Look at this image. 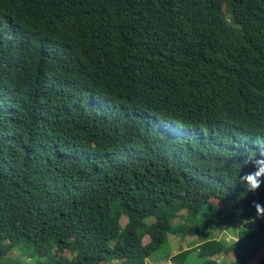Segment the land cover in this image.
<instances>
[{
  "label": "trees",
  "instance_id": "16d2710c",
  "mask_svg": "<svg viewBox=\"0 0 264 264\" xmlns=\"http://www.w3.org/2000/svg\"><path fill=\"white\" fill-rule=\"evenodd\" d=\"M257 146L264 0H0V264H264Z\"/></svg>",
  "mask_w": 264,
  "mask_h": 264
},
{
  "label": "rangeland",
  "instance_id": "374dc122",
  "mask_svg": "<svg viewBox=\"0 0 264 264\" xmlns=\"http://www.w3.org/2000/svg\"><path fill=\"white\" fill-rule=\"evenodd\" d=\"M153 222L156 223V219L154 218L152 220ZM177 220L174 219L173 223H175ZM249 223V222H248ZM245 227V228H244ZM249 228L247 227L246 223L243 222H237V223H232L228 225V228L222 229L219 234L217 235V238L219 239H224L229 245V247L232 249L230 250V253L227 254V260L230 261L233 259L235 252L233 251L231 243L234 241H237L240 236L242 237L244 234L248 232ZM202 238L198 236H183V235H178V234H169L167 241L159 248L157 255L155 258H149L148 259V264H177L172 260V257L177 255L178 253H181V250H184V253L189 252V249L193 248L194 251L192 250L191 253L192 255L187 259L189 263L195 260L194 255L197 253L195 251V247L201 243ZM149 241V236H146L144 239V242L147 243ZM20 252V250H17ZM181 251V252H180ZM183 253V252H182ZM182 254L183 257L185 258L186 255ZM194 254V255H193ZM60 259L66 260L65 258H72V254L62 252L59 254ZM168 255V258L166 257ZM264 256V251L258 252V254L253 258L255 262H258L261 260V258ZM181 257V256H180ZM218 260H221V256H217ZM186 260V259H185ZM253 261V260H252ZM202 261H199V264H201Z\"/></svg>",
  "mask_w": 264,
  "mask_h": 264
},
{
  "label": "clouds",
  "instance_id": "9594fccd",
  "mask_svg": "<svg viewBox=\"0 0 264 264\" xmlns=\"http://www.w3.org/2000/svg\"><path fill=\"white\" fill-rule=\"evenodd\" d=\"M244 164H251L252 171L239 176V182L246 191L255 193L264 184V146H257L254 154L246 157ZM252 207L255 209L256 217H264V204L253 201Z\"/></svg>",
  "mask_w": 264,
  "mask_h": 264
}]
</instances>
